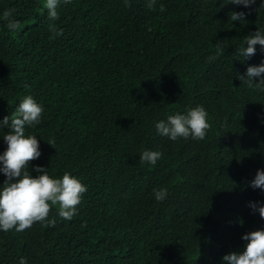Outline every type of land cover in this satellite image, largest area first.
I'll list each match as a JSON object with an SVG mask.
<instances>
[{
    "label": "trees",
    "instance_id": "obj_1",
    "mask_svg": "<svg viewBox=\"0 0 264 264\" xmlns=\"http://www.w3.org/2000/svg\"><path fill=\"white\" fill-rule=\"evenodd\" d=\"M226 2L61 0L62 35L52 38L45 0H0V17L14 9L21 26L9 31L0 19V121L33 96L44 112L26 127L41 151L30 174L42 166L87 186L71 220L53 207L54 227L0 230V264H226L244 234L264 229L250 207L264 205L250 184L264 170V91L246 82L264 47L239 55L264 31V0ZM196 106L211 125L203 140L157 132ZM145 150L162 152L155 166L140 162ZM5 180L0 172V187ZM158 188L168 189L163 201Z\"/></svg>",
    "mask_w": 264,
    "mask_h": 264
},
{
    "label": "clouds",
    "instance_id": "obj_2",
    "mask_svg": "<svg viewBox=\"0 0 264 264\" xmlns=\"http://www.w3.org/2000/svg\"><path fill=\"white\" fill-rule=\"evenodd\" d=\"M70 3V0H63ZM243 5L250 8L255 0H227L225 4ZM61 0H45L43 7L47 10L49 19L48 29L52 38L62 35V29H58L56 21L60 19L58 9ZM165 9L161 7L160 11ZM14 9L5 10L0 17L6 22L9 31L20 30V22L14 16ZM244 12H232V21H245ZM264 47V31L256 30L246 37V47L239 49V55L249 58L256 53V45ZM223 53V47L217 45V54ZM215 59V57H213ZM264 63L259 66H249L246 73V82L255 83L261 91H264ZM260 77L259 82L253 78ZM245 78V77H242ZM27 87V86H26ZM44 108L31 95H27L19 103L11 119L5 116L0 121V127L7 128L3 136L7 143L6 151L0 155V172L6 176L3 186L0 187V230L9 231L15 229L22 232L30 228L34 223L40 222L45 227H54L56 219H49L53 207L57 208L58 216L63 220H71L76 214V206L81 202L83 194L87 192V186L77 177L65 172L62 178H54L49 175L46 167L36 166L34 171L39 175L32 176L29 171V162L38 159L41 155L39 141L34 135H26V127H34L41 122ZM161 136H167L172 140L178 138L203 140L211 125L208 113L203 106H196L187 110L186 114L177 113L170 115L167 120H160L155 125ZM48 142V141H47ZM50 143V142H48ZM51 144V143H50ZM162 152L145 150L139 160L155 166L162 158ZM253 189L264 190V170L258 169L255 178L250 182ZM168 189L158 188L154 190V198L163 201L167 198ZM250 207L255 213L259 212L264 218V205L251 202ZM247 241L242 252H230L222 257L226 264H264V229L251 231L242 236ZM19 264H27L21 258Z\"/></svg>",
    "mask_w": 264,
    "mask_h": 264
}]
</instances>
